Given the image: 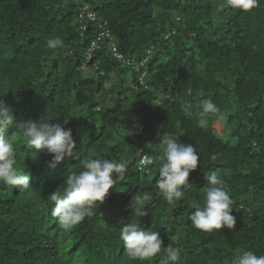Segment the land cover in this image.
Wrapping results in <instances>:
<instances>
[{
  "label": "trees",
  "instance_id": "16d2710c",
  "mask_svg": "<svg viewBox=\"0 0 264 264\" xmlns=\"http://www.w3.org/2000/svg\"><path fill=\"white\" fill-rule=\"evenodd\" d=\"M82 4L107 22L124 58L139 60L154 47L146 66L149 90L138 85L135 70L112 58L108 41L86 61L98 29L89 25L80 32ZM54 38L64 47L48 49ZM127 70L132 85L122 79ZM0 99L11 105L17 122L60 123L67 117L64 126L76 145L73 156L50 168L51 157L28 148L16 130L17 167L30 175L32 188L0 183V264H80L71 263L75 258L159 264L160 254L144 261L127 256L120 229L137 220L157 231L163 246L179 247L182 264H230L242 250L264 255V0L249 12L230 9L227 0H0ZM202 99L220 109L206 127L197 126ZM165 133L193 144L200 157L189 175L195 188L171 204L159 194L156 167L138 170L135 153L161 155ZM89 158L127 159L124 179L92 217L65 230L51 215L50 195H62L65 177L83 171ZM212 172L234 201L233 230L206 233L188 219L203 206ZM144 194L151 200L139 216L131 202ZM89 238L96 251L82 246Z\"/></svg>",
  "mask_w": 264,
  "mask_h": 264
},
{
  "label": "clouds",
  "instance_id": "9594fccd",
  "mask_svg": "<svg viewBox=\"0 0 264 264\" xmlns=\"http://www.w3.org/2000/svg\"><path fill=\"white\" fill-rule=\"evenodd\" d=\"M82 5L84 7L82 12H89L94 16V20L90 21L82 17L84 24L79 26L80 32H87L89 25H94L98 29L94 40L90 43L86 61L91 59L90 52L99 48L104 41H108L112 58L130 70H135L138 73V85L144 90H149L145 84L146 66L152 59L154 47H149L144 57L139 60L124 58L116 43L111 39L107 22L99 20L87 5ZM258 5L259 0H227V7L242 12H249ZM174 33L175 31H172L164 39H168ZM46 47L48 49L63 48L64 41L60 38L49 39ZM82 72L88 75L91 73L87 64L82 66ZM191 110L192 104H188L186 113L191 115ZM195 111L199 117L197 126L206 127L209 117L219 114L220 109L210 99H202ZM51 121L38 118L17 122L11 105L0 99V183L12 189H18V191L32 188L29 183L30 175L17 167V129L22 134L28 148L39 155L46 153L51 157L48 161L50 168L56 167L65 156H73L76 145L72 130L64 126L68 123L67 117L60 123ZM179 137L168 133L163 134L160 139L162 154L159 156L143 153L142 149L135 151L140 156L138 170L141 171L149 165L156 167L157 189L170 204L180 200L187 190L195 188L194 183L189 181V175L197 169L200 160L195 146L191 143L180 142ZM151 144L147 143L145 147L150 149ZM211 159L215 160L216 156L213 155ZM127 164V159L116 162L106 158H89L83 161V171L68 174L64 179L63 194L52 192L50 195L51 201L54 202L51 215L57 218L60 227L70 230L86 217H92L95 214L94 210H97L99 204L104 202L117 180L124 179ZM207 184L208 186L204 188L203 206L194 207L188 219L193 227L206 233L222 228L233 230L236 224V218L231 214L235 209L234 201L226 190L225 182L216 172H212L207 177ZM150 200L151 196L148 194L137 196L135 200H132L131 208L135 210L136 215L144 216L147 213L143 209ZM119 239L123 243L127 256L132 260H151L160 254L159 264H182L181 249L172 245L163 246L159 233L146 230L139 220L124 224L120 229ZM90 240L89 238L82 241V246L94 249L88 244ZM66 256L68 257V254ZM71 263L88 264L80 258H75ZM230 264H264V255L242 250L233 255Z\"/></svg>",
  "mask_w": 264,
  "mask_h": 264
},
{
  "label": "rangeland",
  "instance_id": "374dc122",
  "mask_svg": "<svg viewBox=\"0 0 264 264\" xmlns=\"http://www.w3.org/2000/svg\"><path fill=\"white\" fill-rule=\"evenodd\" d=\"M131 73L132 71L130 70H127L125 72V74L123 75L122 79H124V84H130V81H131ZM218 135H221L222 134V130L220 132L217 133Z\"/></svg>",
  "mask_w": 264,
  "mask_h": 264
},
{
  "label": "built area",
  "instance_id": "2783aa9c",
  "mask_svg": "<svg viewBox=\"0 0 264 264\" xmlns=\"http://www.w3.org/2000/svg\"><path fill=\"white\" fill-rule=\"evenodd\" d=\"M82 17H86L87 19H89L90 21H93L94 20V16L92 14H90L89 12H82L80 14V18Z\"/></svg>",
  "mask_w": 264,
  "mask_h": 264
}]
</instances>
